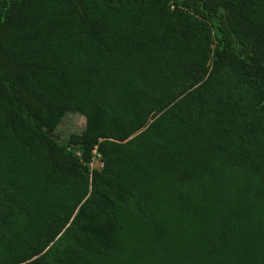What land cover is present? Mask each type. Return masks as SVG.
Segmentation results:
<instances>
[{
    "label": "trees",
    "instance_id": "1",
    "mask_svg": "<svg viewBox=\"0 0 264 264\" xmlns=\"http://www.w3.org/2000/svg\"><path fill=\"white\" fill-rule=\"evenodd\" d=\"M0 264H264V0H0Z\"/></svg>",
    "mask_w": 264,
    "mask_h": 264
},
{
    "label": "rangeland",
    "instance_id": "2",
    "mask_svg": "<svg viewBox=\"0 0 264 264\" xmlns=\"http://www.w3.org/2000/svg\"><path fill=\"white\" fill-rule=\"evenodd\" d=\"M85 127V118L79 112H66L62 116L59 123L55 126L54 134L57 135L59 140L66 139L71 133H80ZM90 168L100 169L102 162L100 153L95 148L93 151L92 162Z\"/></svg>",
    "mask_w": 264,
    "mask_h": 264
}]
</instances>
